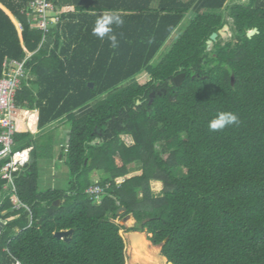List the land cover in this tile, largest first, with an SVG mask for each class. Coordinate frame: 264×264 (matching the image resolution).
<instances>
[{"label": "trees", "instance_id": "obj_1", "mask_svg": "<svg viewBox=\"0 0 264 264\" xmlns=\"http://www.w3.org/2000/svg\"><path fill=\"white\" fill-rule=\"evenodd\" d=\"M53 1L74 9L43 32L31 26L29 0H0L11 14L0 7V78L4 60L26 58L15 100L33 111L15 122V147L31 148L16 191L0 177V264H125L118 220L128 213L129 230L166 240L172 264H264V0L233 5L232 25L220 12L228 0ZM104 11L124 19L116 49L92 35ZM224 24L231 36L207 49ZM219 111L239 125L209 131ZM59 121L67 184L42 189L39 166L55 156ZM152 181L163 184L158 196ZM93 185L103 188L98 203L86 192ZM68 229L69 240L55 236Z\"/></svg>", "mask_w": 264, "mask_h": 264}, {"label": "built area", "instance_id": "obj_2", "mask_svg": "<svg viewBox=\"0 0 264 264\" xmlns=\"http://www.w3.org/2000/svg\"><path fill=\"white\" fill-rule=\"evenodd\" d=\"M70 9L71 7L67 5L57 6L53 0H29L26 14L29 16L33 28L47 32L60 21L61 13ZM25 61L26 58L21 61L4 60L0 78V161H2L0 177L5 181L3 188L9 192L16 191L14 173L29 162L31 150L30 147L16 148L13 139L15 122L20 111L16 105L15 97L21 88L23 79L27 78L28 74ZM102 191L103 188L99 185L89 186L86 189L88 194L95 196H99ZM11 201L15 208L27 207L15 196H11ZM14 264H19V262Z\"/></svg>", "mask_w": 264, "mask_h": 264}, {"label": "rangeland", "instance_id": "obj_3", "mask_svg": "<svg viewBox=\"0 0 264 264\" xmlns=\"http://www.w3.org/2000/svg\"><path fill=\"white\" fill-rule=\"evenodd\" d=\"M182 1H188V0H182ZM248 1L249 0H228L220 12L224 15V17H226L227 22L230 25H232L233 24L232 19L230 17H227L229 14L230 8L233 5L244 4ZM158 2L159 0H154V3H153L154 6H156ZM194 16H195V12L193 10L189 11L185 17L183 24L186 23L189 19L193 18ZM13 22L18 30V33L20 34L21 29H20L19 23L15 19ZM230 36H231V32L229 29L227 32V35L223 38L227 40ZM29 54H32V53L27 51V55ZM54 124L58 125L57 128L60 133L58 138H55V139L56 140L60 139L61 142L56 146V149H58V151L56 150L54 159L45 162L46 170L43 174H40L39 181H38L39 187L41 188H48V187H55V186H59L60 188H66V184H67L66 183L67 181L66 166L64 165L60 156H61V153L63 152L62 150L66 149V146H67L66 143L69 138V133H68V129L63 127V122L59 121V122H55ZM120 138L126 145L133 144V139L130 135L124 134V135H121ZM137 166H139V164ZM184 172L185 171H182V173ZM101 176H102V172L95 173L92 176L93 183L97 182L101 178ZM162 188H163V184L161 182H155V181L151 182V189L155 196H158L161 194ZM96 201L97 203L100 201V196L97 197ZM124 232H126V230L120 231V233L123 235L125 242H126V247H125L126 263L125 264H167V260L165 259V256L162 254V243L157 244L153 248H150V254L148 255L149 259H147L146 261L145 259L144 260L135 259L134 260L135 262H134L132 258V253L134 249L131 248V241L130 239H127L124 236ZM145 232H146L144 234L145 238H147L150 241L149 238L151 234H149L146 230Z\"/></svg>", "mask_w": 264, "mask_h": 264}, {"label": "clouds", "instance_id": "obj_4", "mask_svg": "<svg viewBox=\"0 0 264 264\" xmlns=\"http://www.w3.org/2000/svg\"><path fill=\"white\" fill-rule=\"evenodd\" d=\"M124 24L121 14L114 11H104L97 15L92 27V35L100 40H107L110 47H119V40L114 31V26L119 27ZM240 120L236 113L232 111H219L208 121V129L211 132L222 131L230 126L239 125Z\"/></svg>", "mask_w": 264, "mask_h": 264}, {"label": "water", "instance_id": "obj_5", "mask_svg": "<svg viewBox=\"0 0 264 264\" xmlns=\"http://www.w3.org/2000/svg\"><path fill=\"white\" fill-rule=\"evenodd\" d=\"M0 7L2 9H4L7 13H9V11L3 7L1 4H0ZM10 14V13H9ZM229 30V25L228 24H224L223 27L221 29H219L217 32H213L209 39L207 40V49H211L212 45L214 44V42L217 41V38L218 36H221L222 38L225 37L227 35V32ZM258 32V30L256 28H253L251 30H249L247 32V36L248 37H252L253 35H255L256 33ZM185 77V73H180L178 74L177 76L174 77V80L176 82V84H181L183 82V79ZM234 79L232 78V83L234 82L233 81ZM154 96V93H151V97ZM59 202V200H57L54 204H57ZM125 211V207H120L117 211H116V214L117 215H120L121 213H123ZM118 223L122 226H124L126 229H128L126 232H124V236L127 238V239H130L131 241V238L133 235H138V234H145V230L144 231H137V230H129L131 229L132 227H134V225L136 224V219L133 215V213H128L126 215H124L123 217H121L119 220H118ZM73 233V229H68V230H61V231H58L55 233V236L57 238H60V239H63L65 241L69 240L70 239V236L71 234ZM166 241V240H165ZM164 241V242H165ZM152 245H155L153 244L151 241H149ZM163 242V243H164ZM162 243V245H163ZM166 258V257H165ZM167 262L168 259L166 258ZM170 263V262H169ZM172 264V263H171Z\"/></svg>", "mask_w": 264, "mask_h": 264}, {"label": "bare ground", "instance_id": "obj_6", "mask_svg": "<svg viewBox=\"0 0 264 264\" xmlns=\"http://www.w3.org/2000/svg\"><path fill=\"white\" fill-rule=\"evenodd\" d=\"M155 246L156 245H152L149 242V240L145 238L144 234L133 235L131 238V248L134 249L132 253L133 261L135 259H140V260L145 259V261L149 259L148 255L150 254V248H153ZM167 264H171V263L167 262Z\"/></svg>", "mask_w": 264, "mask_h": 264}, {"label": "crops", "instance_id": "obj_7", "mask_svg": "<svg viewBox=\"0 0 264 264\" xmlns=\"http://www.w3.org/2000/svg\"><path fill=\"white\" fill-rule=\"evenodd\" d=\"M67 6H69V7H71V9L69 10V11H72L74 8L71 6V5H67ZM11 15V14H10ZM32 110L29 108V107H25V108H20V111H19V113H18V118H17V120L20 122V123H26L27 122V120H28V117L30 116V114H32ZM55 125V126H54ZM58 125L57 124H52L51 125V127H50V129H53L54 130V132H55V136L56 137H54V141H55V152H56V150L58 151V149H56V146L61 142L60 141V139H55V138H58V136H59V131H58ZM59 140V141H58ZM62 140V139H61ZM54 159V158H53ZM47 162V161H46ZM45 170H46V168H45V162H43L42 164H40V166H39V173L40 174H43L44 172H45ZM155 182H157V181H155ZM42 189H44V188H42Z\"/></svg>", "mask_w": 264, "mask_h": 264}]
</instances>
